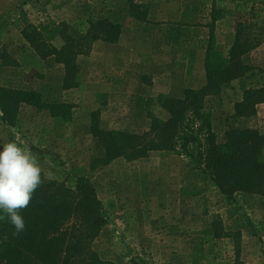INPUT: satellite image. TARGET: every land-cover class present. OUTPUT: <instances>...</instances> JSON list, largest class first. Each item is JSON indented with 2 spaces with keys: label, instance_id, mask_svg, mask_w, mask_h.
<instances>
[{
  "label": "rangeland",
  "instance_id": "374dc122",
  "mask_svg": "<svg viewBox=\"0 0 264 264\" xmlns=\"http://www.w3.org/2000/svg\"><path fill=\"white\" fill-rule=\"evenodd\" d=\"M39 1L33 7L30 6L32 17L29 21H23L21 18L12 22L0 20V86L35 90L42 94L46 102L76 104L77 108L73 111V115L78 117L79 129L72 122L69 124L60 120L55 122L57 120H53L48 111L38 112L32 107L23 106L15 127L4 125L0 113V141L16 142L36 159L42 172L49 179L65 182L70 188H74L76 179L80 176H86L92 180L108 217L107 227L93 246L104 260L114 264H154L153 259H157L159 264H193L190 260L189 262L185 260L188 254H181L188 250L186 239L190 237L198 258L202 257V261H205V256L210 254L218 255L217 264H236L232 240L222 239L217 242L201 243L205 242V236L204 238L199 235L195 237V234H192L193 229L201 228L203 231L206 225L211 226L216 217H219L223 227L231 225L243 231L241 232V264H264V204L261 206L259 203H254L251 205L252 211H249L247 208L249 203H246V206H242L246 210L245 215L236 217L227 212L226 216H222L216 212L219 209L216 207L221 205L211 195L213 193H210L211 198L206 202L207 204L195 201L191 207H189L190 203H186V196L178 193L184 190L185 176L189 174L191 168L206 174L202 161L203 150L198 144L194 145L195 148L192 150L194 154L190 156L157 152L151 153L147 159L141 161L128 163L124 159H119L94 172L90 170L91 161L104 156L100 142L90 133L91 113L100 111L101 127L106 130H121L140 135L148 132L151 126L149 113L162 119L168 117V114L155 102L159 95H165V89L162 86L164 82H160L157 86L152 83L153 72L160 73L159 76H161V71L164 70L139 69L137 61L133 59L127 65L125 86L122 87L120 83L117 86L115 80L120 82L121 74L107 70L111 51L105 47L106 43L99 41L97 46H93L90 55L78 58L83 83L94 84V86L86 90L79 87L64 91L62 88L63 65L57 64L54 58L41 61L23 39L22 30L31 24L41 28L48 26L50 30H53L58 25L73 26L89 18L101 17L126 22L127 17L123 20L127 14L126 4H123L126 2L122 3L119 0ZM209 8L210 5L203 10L205 18L208 17L207 21ZM235 17L234 19L232 17V20L223 27L216 26L215 33L220 31L222 34L220 38L215 36L216 50L224 56L228 55L231 39L229 34L232 29L235 30L240 16ZM245 18L241 19L245 20ZM262 34L264 36V32ZM134 36L130 32L125 42L129 41L135 49L133 51L136 52V47H140L142 43L136 42ZM53 44L60 47L62 42L55 36ZM182 44L186 45V43ZM3 52L11 57L18 56L25 59L24 66L20 69L2 66ZM182 62L185 63L184 60H181ZM244 62L264 70V40L256 50L244 58ZM174 67L170 70L173 78L178 74L179 76L185 74V66L177 65L178 69ZM36 73L43 75L44 79H38ZM109 78H112L111 82ZM139 79L149 87L147 89L149 93L140 91L137 84ZM181 90L183 87H175L177 93ZM239 98L235 90L229 88L224 89L218 97L208 99L207 105L213 114L214 131L220 140L224 138L226 131L233 127L254 128L264 133V116L239 121L233 119L235 102ZM190 160L193 161L190 162ZM159 188L161 193H158ZM176 197L184 198L185 204L175 207ZM135 201L142 202L144 206L141 208L143 214L141 218L137 216L136 210H139V206ZM232 204L227 198L224 201V208L227 209L226 207ZM138 218L147 227L156 229H151L150 232L154 236L150 235L149 238L142 240L140 245L136 241L129 243L126 239V236L133 232L123 231L128 223L132 228ZM205 222L208 223L205 224ZM111 224L114 227L113 230L105 232ZM199 237H202V240ZM181 238H185V241H181ZM162 243L167 245V251L171 250L170 253H167Z\"/></svg>",
  "mask_w": 264,
  "mask_h": 264
},
{
  "label": "trees",
  "instance_id": "16d2710c",
  "mask_svg": "<svg viewBox=\"0 0 264 264\" xmlns=\"http://www.w3.org/2000/svg\"><path fill=\"white\" fill-rule=\"evenodd\" d=\"M119 1L126 2L129 17L150 23L146 5L135 4L133 0ZM227 1L240 16L228 55L216 50V23L222 18V12L217 10L215 0L204 2L203 10L210 5L211 20L210 36L203 42L206 84L198 90H187L182 99L159 95L155 102L168 114L166 119L149 113L150 129L140 135L106 130L101 127L100 111L91 113L90 133L104 151L103 157L91 161L92 172L119 159L131 163L157 152L190 156V147L198 144L203 150L202 161L208 178L231 203L238 193L264 198V134L254 128L233 127L220 140L214 131L212 110L207 105L208 99L218 97L229 88L240 96L234 106L235 121L256 118L258 107L264 104V70L244 62L264 40V0ZM50 29L31 24L21 35L41 61L54 58L57 64L63 65L64 91L80 87L82 69L78 58L90 55L96 42L117 44L123 32L122 24L106 17ZM55 36L62 42L60 47L53 44ZM2 59L4 67H20L6 52ZM36 76L44 79L39 73ZM23 106L38 112L48 111L51 118L66 124L73 121V111L77 108L73 103L46 102L35 90L0 86L4 125L15 127ZM21 214L26 227L20 233L15 232L7 218L0 221V264H114L102 259L93 247L107 227L108 217L89 177H78L74 188H70L42 172V184ZM212 228L214 240L234 242L235 261L241 264V231H226L219 217L212 222ZM217 259L218 255L209 254L205 256V263L217 264Z\"/></svg>",
  "mask_w": 264,
  "mask_h": 264
},
{
  "label": "crops",
  "instance_id": "0c3cea01",
  "mask_svg": "<svg viewBox=\"0 0 264 264\" xmlns=\"http://www.w3.org/2000/svg\"><path fill=\"white\" fill-rule=\"evenodd\" d=\"M39 0H2L0 1V20L2 21H17L18 18H21L23 21H29L32 17L31 15V7L36 5ZM40 2V1H39ZM135 4L139 5H146L149 8V21L150 23H142L132 19L131 17L125 14L123 20L126 19L127 21H120L118 23L122 24L123 32L120 38V41L117 44H105L107 50L111 51L109 53V63L107 70L114 71V73H120L119 75L120 82L115 80V84L117 86L120 85L123 87L125 86V72L127 71L128 62L131 60H136L139 66V69L143 70H151V71H161L160 73L153 72L154 79L152 83L154 85H159L160 82L163 83V88L165 89L164 94L166 96L182 99L187 90H198L202 88L206 83L205 78V69H204V62H205V50L203 49V42L206 41L210 36V29L209 24L211 20L207 21L205 15L203 14V4L204 2H209L208 0H133ZM123 3V1H122ZM126 4V3H123ZM216 8L218 11L222 12V18L217 21L216 26L223 27L226 25L227 22H230L233 17L237 15L235 6H232L227 0H215ZM31 6V7H30ZM205 6V5H204ZM208 7V5H207ZM128 10V9H127ZM31 11V12H30ZM210 12V11H209ZM210 15V14H209ZM208 15V16H209ZM115 21V19H111ZM117 22V21H116ZM219 28V30L221 29ZM216 31V30H215ZM132 32L135 36L136 42L142 43L140 47H136V52L133 51V47L128 42H125L126 37L128 34ZM219 34V35H217ZM215 36L222 37L220 31L215 33ZM235 30H231V34H229L230 39V46L234 42ZM143 39V40H142ZM184 39H188L185 41ZM189 41V42H188ZM186 43L182 44V43ZM131 43V42H130ZM27 44V43H26ZM98 42L95 43L94 46H97ZM130 45V47H129ZM30 47V46H29ZM34 52V50L32 49ZM22 54V53H21ZM15 58L19 63L20 67L22 68L24 65L22 57ZM22 59V60H21ZM181 60L184 62L181 63ZM149 62V64L147 63ZM160 63V64H159ZM151 64V65H150ZM177 65L185 66V74H179L177 77L173 78L170 74V70L178 69ZM29 66V65H28ZM15 68V69H20ZM127 73V72H126ZM198 73H200L198 75ZM114 74V76H117ZM123 74V75H122ZM80 81V88L86 90L89 87L92 88V85H85L83 83L82 75L79 76ZM110 82L112 78H109ZM109 84V83H108ZM138 86L140 87V91L145 92L146 94L149 93L147 87L140 79L137 82ZM150 85V84H149ZM115 86V87H117ZM181 86L183 90L179 93L175 91V87ZM144 94V93H143ZM50 116V115H49ZM257 116H264V104H261L258 107V114ZM53 119V118H52ZM57 120L55 122H59L60 119H53ZM61 121V120H60ZM63 122V121H62ZM64 123V122H63ZM75 127H78L80 124L78 123V117L75 115L72 121ZM258 127V126H257ZM79 129V127H78ZM264 134V133H263ZM194 146L190 147V151L193 153ZM162 154V153H160ZM193 160H190L192 162ZM177 171V170H176ZM186 184L183 186L184 190H181L183 195L186 196V203H190L191 207L195 201L202 202L207 204L208 200L211 198V195L217 199V203L221 205L216 207L219 214L222 216H226L227 212L229 214L235 215L236 217H240V215H245L246 210L242 206H246L249 211H252V204L259 203L262 206L264 204V198L258 196H249L243 193H238L232 205L227 206L224 208V201L227 200L226 196L223 195L218 188L208 179V175L204 174L203 172H196L193 168L189 171V174L185 176ZM158 193H161V188H159ZM176 193V192H175ZM210 193H213L210 195ZM157 198H161V196H157ZM176 201L174 202V206L177 207L182 203L185 204L184 198L176 197ZM136 203V201H135ZM211 203V202H209ZM148 204V203H147ZM161 204V200H160ZM244 204V205H243ZM139 206V210L137 216L141 218L143 216L142 209L144 206L142 202L136 203ZM159 205V204H158ZM183 205V204H182ZM226 212V213H225ZM228 214V215H229ZM138 218V221L127 228L124 227V230H128V232H133V234H129L126 236L128 242L136 241L138 245L141 244V241L144 239L149 238V236H154L150 230L152 228L147 227L144 223H142ZM236 222V221H235ZM208 222H205L207 224ZM113 225L108 226L106 231H112ZM197 230L193 229L192 234L194 236H205V242L201 243H208L210 242H217L218 240L213 239V228L212 223L211 226L206 225L204 230L202 231L201 228H196ZM224 229L226 231H241L240 228L232 227L231 225H225ZM156 230V229H152ZM166 230V229H165ZM187 237V236H186ZM202 237L200 240H202ZM149 241V240H147ZM181 241H185V238H181ZM156 243V241L154 240ZM189 242V243H188ZM191 238L187 237L186 244L189 246L188 250L185 253L181 254H188L186 257V261L189 260L194 264H205V261H202V257L198 258L197 251L195 249V245L191 243ZM140 243V244H139ZM162 246L166 247V251L168 250L167 245L162 243ZM167 251V253H170ZM155 256V255H154ZM182 261V259H179ZM111 262V261H110ZM154 264H159L157 259H153ZM161 264V263H160Z\"/></svg>",
  "mask_w": 264,
  "mask_h": 264
},
{
  "label": "clouds",
  "instance_id": "9594fccd",
  "mask_svg": "<svg viewBox=\"0 0 264 264\" xmlns=\"http://www.w3.org/2000/svg\"><path fill=\"white\" fill-rule=\"evenodd\" d=\"M42 184L36 159L16 142L0 141V221L7 218L16 233L25 230L26 209Z\"/></svg>",
  "mask_w": 264,
  "mask_h": 264
}]
</instances>
